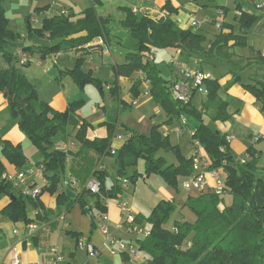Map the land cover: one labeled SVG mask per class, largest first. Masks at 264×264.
<instances>
[{
    "label": "trees",
    "instance_id": "16d2710c",
    "mask_svg": "<svg viewBox=\"0 0 264 264\" xmlns=\"http://www.w3.org/2000/svg\"><path fill=\"white\" fill-rule=\"evenodd\" d=\"M5 1L0 0V93L7 99L11 117L37 149V166L43 167L48 184L42 187L38 198L33 199L24 196L11 181L5 179L6 162L18 170H25L28 157L22 145L2 141L0 198L8 195L11 200L1 210V215L13 222L30 223L32 220L28 217V207L32 205L38 210L36 220H43L47 212L44 211L41 197L48 192L57 194V206L61 210L68 211L79 204L83 211H89L93 226L96 227L93 211L106 212L107 200L122 197L124 188L119 183L107 187L106 171H95L92 177L100 182L98 194L84 187L81 192L70 195L62 181L67 153L56 147V138L66 136L69 127L77 128L75 138L81 144L79 153L94 151L98 155L111 154L112 139L116 135L115 123H104L107 135L91 139L88 132L93 126L78 114L82 99L69 103L67 110L61 112L41 98L36 86L15 65V45L21 35L10 28ZM123 10L126 16L122 24L136 41V49L127 53L126 62L113 67L116 80L110 87L111 94L115 96L119 93V77H132L135 73H141L132 85V94L138 97L145 82L149 94L170 116L169 120H179L185 116L187 123L192 124V139L201 144L212 160L210 169L224 168L225 194L232 197L230 204L222 205L225 194L218 195L212 191L190 194L185 205L197 219L194 223L176 221L173 229L166 225L177 206L171 200L160 201L147 218L150 234L138 240L140 249L148 255V264H264V169H258L256 159L241 164L239 157L232 154L227 135L206 122V118L221 122L230 120L232 115L228 108L231 98L222 97L220 82L212 77L206 81L208 94L201 100L200 107L194 102L196 97L187 104L181 103L172 92L171 80L161 75L155 51L178 48L196 60L217 58L239 72L248 69L249 80L243 82V87L254 96L264 113V55L247 43V33L258 16L239 9L240 30L236 32L233 24L222 23L220 33L207 43L206 34L191 27L182 28L170 18V13L165 17H154L139 15L127 7H123ZM66 11L62 13L61 10L58 15L45 18L40 28L33 26L32 16H29L28 35L46 37L54 43L49 47L25 46L24 50L37 49L44 55L49 51L59 52L63 46L81 50L99 37L107 41L111 39L109 25L112 19L99 16L94 6L86 8L78 19L73 18L72 12ZM248 47L251 49L248 56L238 55L234 51ZM83 63L84 58L79 56L75 67L62 73L70 75L81 89L92 84L103 91V81L85 72ZM239 79L240 75L234 73L232 82ZM161 150L171 152L178 164H167L165 157L158 155ZM254 154L249 148L247 155ZM139 159H144L145 170L144 173L132 175L133 182L143 175L159 174L169 187L177 190L181 181L179 178L183 180L193 172L192 158L186 157L168 135L161 133L158 125L152 127L149 135L131 130L130 137L115 153L118 176L121 179L125 177L127 169Z\"/></svg>",
    "mask_w": 264,
    "mask_h": 264
},
{
    "label": "crops",
    "instance_id": "0c3cea01",
    "mask_svg": "<svg viewBox=\"0 0 264 264\" xmlns=\"http://www.w3.org/2000/svg\"><path fill=\"white\" fill-rule=\"evenodd\" d=\"M6 1L4 6L9 18L10 28L21 35L15 45L17 48L41 45L49 47L54 43L46 37L40 38L28 35L27 19L29 16H32L34 20L32 22L33 26L40 28L45 18L58 15L63 9L72 12L74 14L73 18L78 19L82 17V12L86 8L94 6L99 16L112 19L109 25L111 39L108 41L99 37L81 50L63 46L59 52L49 51L44 55L37 49L28 50L29 61L25 64L22 63L23 67L21 68L16 66L36 86L41 98L57 111H66L69 103L80 99L84 100L82 97L90 98V103L79 108L78 114L93 126L88 132V137L91 139L102 138L107 135V129L104 125L107 122H114L116 134L119 133L118 130L122 126V122H120L121 114L125 110L132 109L135 106L134 101L143 97L145 95L144 92L148 90V84L143 82L141 94L138 97L132 94V85L135 79L141 75V73H135L132 77L121 76L117 79L120 90L115 96L110 91L111 85L116 80L113 67L126 62L127 53L136 49V41L129 30L122 24L126 16L123 7L137 11L136 13L139 15L149 14L154 17L158 11H167L170 13V18L175 20L182 28H190L194 16L200 12V7L195 0H18L17 3L13 2L11 6L6 4ZM254 4H256L255 0L240 1L237 3L239 8H236L232 14L235 19H238L237 11L247 10L258 16V19L247 33V43L249 47L264 55V11L255 9ZM226 7L224 11L221 9L223 12L218 10L217 12L203 13L202 16H204L205 23H203V27L205 26L207 31L201 28L200 31L206 34L207 43L220 33L222 23L227 22L226 20L223 22L218 21L219 18L215 15V13H219L223 17H227ZM37 10H40V12L38 13ZM200 22L202 23L203 21L201 20ZM249 47L235 49L234 51L238 55L248 56L251 52ZM157 50L165 51L171 55L172 60H177L189 67L204 69L212 77L213 74L206 70L205 64L215 67L219 62L226 63L229 72L239 74V71L226 61H221L217 58L201 61L188 57L183 50L178 48ZM157 50L155 51L157 52ZM79 56L84 58L83 70L103 81L104 89L101 91L102 94L92 84H87L83 89L79 88L70 75L62 73L63 70L73 69ZM172 67L174 66L172 65ZM231 77L227 73L224 78L218 79L223 90L222 97L231 98L228 111L232 115L230 120L223 122L224 124H229V132L221 133L231 137L228 143L235 157L246 156L249 148L255 152L254 155L257 157L258 150L262 151L264 143V113L259 108L254 96L242 87L234 85ZM107 92L109 99L106 101L102 97ZM101 95L103 96L101 97ZM153 100L151 96L139 105V108L149 109L153 112L150 115L151 119H153V115L158 114L161 116L160 120L151 121L152 127L158 125L159 131L168 136H170L171 132L177 133L178 138L185 135L190 136L191 139L189 137V141L193 143L192 124H183L181 119L173 118L169 120L170 116L165 113L160 105L157 103L152 105ZM145 117L146 114L143 113L141 119ZM123 127L126 129L124 131L125 134L123 136L117 134L121 138L112 139L111 147H114L116 151L130 137L131 130H133L127 125ZM77 130V128L69 127L66 136L56 138V147L67 153L62 173L63 185L66 180L75 178L80 182L81 186L71 190L73 193H79L95 171H106L105 185L107 187H111L116 183L123 186L124 194L122 197L109 199L106 202V213L109 216L106 225L112 237L120 239L122 242L134 241L137 244L138 240L142 239L141 236L127 231L124 224L125 217L119 208L121 201L128 203L138 222L146 229L150 228L147 218L154 207L162 200L174 201L177 206L171 220L166 225L168 228L173 229L176 221H188L191 223L196 221V215L185 203L190 194L197 195L200 192H187L182 188L173 189L166 184L163 177L159 174L143 175L133 182L131 180L132 175L144 173V159L139 161L136 169L134 167L127 169L125 177L129 182L124 184L117 173L115 154L98 155L94 152L91 153V151L79 153L81 144L75 138ZM142 134L149 135L150 132ZM255 137H259V139L253 142ZM5 140L15 145H22L28 157L26 168L37 166L39 161L37 149L31 139L22 132L17 121L11 117L7 108V99L3 93H0V156L2 141ZM172 143L179 146L178 142L174 141ZM193 145L189 155L184 154L186 157H191L192 152L195 150V144L193 143ZM203 152L204 154L206 153L204 148ZM158 155L165 157L167 164H178L176 157L171 152L161 150ZM6 170L9 174L14 175L18 169L6 162ZM206 178L208 182L207 191H211L214 180L210 174H207ZM179 179H182V177ZM35 180L41 186L48 184L41 177H36ZM41 198L44 211L47 212L43 220L48 222V226L40 229L34 237L27 238V223L13 222L1 215V210L11 200L8 195L1 196L0 264H11L10 251L13 246H17L22 250L21 264H50V258L53 254L52 250L55 247L59 248L64 254L66 264H148L146 258L148 255L144 251H142L143 260H133L127 252L122 251L119 243L107 240L98 223L96 222L97 226L94 227L91 215L83 211L79 204H75L70 210L66 211L59 209L57 206V194L46 192ZM64 211H66V217L63 219L61 215ZM37 213L38 210L34 206L30 205L28 207V217L32 221L36 220ZM99 214L100 211L94 210L92 216L97 217ZM79 237H83L94 244L99 251V255L90 257L86 250L79 249L77 247V239Z\"/></svg>",
    "mask_w": 264,
    "mask_h": 264
},
{
    "label": "built area",
    "instance_id": "2783aa9c",
    "mask_svg": "<svg viewBox=\"0 0 264 264\" xmlns=\"http://www.w3.org/2000/svg\"><path fill=\"white\" fill-rule=\"evenodd\" d=\"M256 7L259 10L264 11V0H255ZM137 12V11H135ZM220 12H223L220 10ZM62 13H67L66 10H62ZM169 13L167 11L161 10L158 11L156 17H165ZM237 15H241V11H237ZM31 22L34 20L31 17ZM220 26V24H219ZM191 27L194 30H200L201 23L193 20L191 22ZM15 56L17 60L23 64L29 61V55L27 51L22 47H18L15 51ZM172 65L176 71V78L172 81V92L174 96L178 98V100L183 103H189L194 97L202 96L206 97L208 94V89L206 87V81L211 79L212 76L209 72L204 69L197 67H189L183 63H180L177 60H172ZM145 94H149L148 90L144 92ZM138 100L134 101V104H137ZM182 123L186 124L187 120L185 116L181 118ZM191 134L192 131H191ZM114 138L120 139L121 137L117 134ZM230 136H227V141L229 142ZM259 137H255L253 142H256ZM193 143L195 144V150L191 154V158L193 161V172L191 175L187 176L182 180V189L187 192H205L208 190V182L206 175L210 174L212 179L214 180V185L210 189L212 192L217 193L218 195L225 194V170L223 167L218 169H210V165L212 164V160L207 152L204 154L203 147L201 144L193 139ZM205 150V149H204ZM111 153L115 154L116 149L114 147L111 148ZM248 155L244 157H239L238 161L241 164L247 163ZM41 177L43 181L48 183V180L44 177L43 167L42 166H34L31 168H27L25 170H17L16 174H9L8 172L4 173V178L11 181L16 189L22 192V194L26 197H31L33 199H37L38 196L42 192V187L39 183L36 182L35 178ZM121 181L126 184L128 183V179L123 177ZM81 186L80 182L75 178H70L66 180L64 183V188L66 189H74L79 188ZM85 188L89 189L90 192L98 194L100 192V182L96 177H91L88 182L85 184ZM119 208L125 217V227L127 231L131 234H137L142 238L147 237L150 232L149 229H146L141 223L138 222L136 216L133 214L130 206L126 201H121L119 203ZM64 219L66 217V211H64L61 215ZM98 226L102 230V232L106 235L107 240H111L113 243H119L122 251L127 252L132 259L134 260H143L144 257L142 255V251L140 249L139 244L134 241L131 242H122L120 239L114 238L110 235L107 228V221L109 216L106 212L100 213L97 217H95ZM48 226V222L45 220H34L30 223L26 224L27 232L26 237L31 238L34 237L38 231L44 227ZM17 233V231H15ZM77 247L79 249L86 250L90 257H96L99 255L98 249L92 244L89 240L79 237L77 239ZM21 249L17 246H13L11 248V264H21ZM53 254L50 258V264H66L65 256L59 248H53ZM38 264V263H37Z\"/></svg>",
    "mask_w": 264,
    "mask_h": 264
},
{
    "label": "rangeland",
    "instance_id": "374dc122",
    "mask_svg": "<svg viewBox=\"0 0 264 264\" xmlns=\"http://www.w3.org/2000/svg\"><path fill=\"white\" fill-rule=\"evenodd\" d=\"M17 1L18 0H7L6 4L11 6L13 2L17 3ZM195 1H197L198 6L200 7V12H198L197 15L194 16V20L196 22H200L201 20L203 21L202 23L200 22L201 23V29H204L207 31V29H205V26L203 27V25L205 24L204 19H203L204 16H202L203 13L206 14L208 12H214V11L217 12L218 10L220 11L221 9L224 11L225 6H227L226 7L227 17H223V15H221L219 13H217V14L215 13V15L218 16V18H219L218 21L223 22L224 20H226L227 21L226 23L234 25L236 31L240 30L239 19H235L233 17L232 13L234 12V10H236V8H239L237 3L240 1L242 2L243 0H195ZM254 7H255V9H257L256 4H254ZM257 10H259V9H257ZM170 56L171 55L167 54L163 50H157V52H156V63L159 65L161 75L165 79L173 81L176 78V71H175V68L172 67V59ZM14 62H15L16 66H19L20 68L23 67V64L21 62H19L18 60H15ZM204 64H205V62H204ZM205 66H206V70H209L213 74V77L216 79L224 78L225 74H227V73L232 76L231 77L232 81L234 79V74L232 72L228 71V65L226 63H220L219 62V63H217V65L215 67H212V66L207 65V64H205ZM239 75H240V79L237 80L233 84L238 85V86L242 87L243 89H245L243 87V82H247L249 80V70L245 69V70L239 72ZM97 90L100 92V94H102V92L99 89H97ZM108 92L104 96L101 95V97L103 96L102 98H104L106 101L109 99ZM149 97H151L150 94H145L143 97L138 99L137 104H135V106L132 109L125 110L121 114L120 122H122V126L119 128V130H118L119 133H117V134H119L121 136H123L125 134L124 131L126 129H125V127H123L124 125H127L128 127L132 128L137 133H149V132H151L150 131V130H152L151 121L160 120L161 116L158 114L153 115V119H151L152 117L150 115L153 112H151L149 109L139 108V105L141 104V102L148 99ZM82 98H84V100H83V104L81 105V107L83 105L89 104L91 101L90 98H85V97H82ZM202 98L205 99L202 96H197L195 101H194L198 107L201 106ZM155 103H156L155 100H153L152 105H156ZM143 113L146 114V117L144 119H141ZM206 122L210 127H212L213 129H216L217 131H220L222 133L229 132V130H230L229 124H224L221 121H213L210 118H206ZM189 137L187 135H185L181 138H178L177 133H173V132H171V134L169 136V138H170V140H172V142L175 141V142L179 143V148H180L181 152L187 156L190 153L191 146L192 147L194 146L193 143H190ZM263 138H264V136H263ZM190 139H191V137H190ZM116 143H117V141H116ZM114 145H115V142H114ZM93 152L94 151H91V153H93ZM254 159H256L258 161V169L263 170L264 169V143L262 145V151L258 150L257 157H255V155H251V156L247 157L248 162H251ZM139 161H141V159H139L138 162L134 166H131V167H134L136 169L137 166L139 165ZM135 169H133V170H135ZM179 188L180 189L182 188V179L179 183ZM2 196H6V195H2ZM223 199H224V202L222 205L230 204L232 202V197L230 194L226 193L224 195Z\"/></svg>",
    "mask_w": 264,
    "mask_h": 264
},
{
    "label": "water",
    "instance_id": "95a60500",
    "mask_svg": "<svg viewBox=\"0 0 264 264\" xmlns=\"http://www.w3.org/2000/svg\"><path fill=\"white\" fill-rule=\"evenodd\" d=\"M68 193H69L70 195H74V193H73L72 191H70V190H68ZM88 213H89V211H88ZM24 245H26V243H24Z\"/></svg>",
    "mask_w": 264,
    "mask_h": 264
},
{
    "label": "bare ground",
    "instance_id": "6f19581e",
    "mask_svg": "<svg viewBox=\"0 0 264 264\" xmlns=\"http://www.w3.org/2000/svg\"><path fill=\"white\" fill-rule=\"evenodd\" d=\"M248 156H250V155H248ZM146 238V237H145ZM142 239H144V238H142ZM142 251V250H141ZM134 260V259H133Z\"/></svg>",
    "mask_w": 264,
    "mask_h": 264
}]
</instances>
